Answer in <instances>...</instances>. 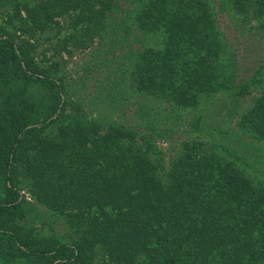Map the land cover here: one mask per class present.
Segmentation results:
<instances>
[{"label": "trees", "instance_id": "trees-1", "mask_svg": "<svg viewBox=\"0 0 264 264\" xmlns=\"http://www.w3.org/2000/svg\"><path fill=\"white\" fill-rule=\"evenodd\" d=\"M220 13L264 28V0H0V264H264V59L239 79Z\"/></svg>", "mask_w": 264, "mask_h": 264}, {"label": "rangeland", "instance_id": "rangeland-1", "mask_svg": "<svg viewBox=\"0 0 264 264\" xmlns=\"http://www.w3.org/2000/svg\"><path fill=\"white\" fill-rule=\"evenodd\" d=\"M219 24L221 29L226 33L229 40L234 41V43L239 47V60H240L239 79L243 80L250 77L252 72H254V70L259 67V65L262 63L264 59V28H261L260 31H256V33L255 31L254 32L249 31V29L251 28L250 25L252 24L246 23L245 21L242 22L237 18H234L232 20V17H230L226 13L219 14ZM243 33L244 35H241ZM58 34H61L60 30H53V31H48L41 36L42 39L40 40V44L37 47V51L40 54V55L37 54L39 58H42L41 51L43 49H47L48 54L53 53L52 44L60 40V38H58ZM49 35L53 36V38L47 39ZM71 48L72 47L70 46V49ZM88 56H89V49H86L84 47L72 48L71 53H68L66 51V54L64 56L65 62L63 61L62 58L60 60L63 61V64L62 63L61 64L68 72V77H69L68 81L76 80L79 78L80 75L83 74L84 66L86 60L88 59ZM140 98L141 96H137L136 99L139 100ZM252 99L253 98L251 95L244 98V101H242L243 103L238 109V114L233 117V120L231 121L230 124H227V127H229L230 129L236 128L235 126L236 120L239 118L242 111L252 103ZM145 102H147L149 105H153V106L156 105V103L148 99H145ZM162 107L164 108L165 111H167L166 106L164 104L162 105ZM136 109H137V105L131 104L130 108L126 109V113L129 116H133L134 118H137ZM159 109L160 108L158 107V110ZM191 113L192 110L189 111L185 110L184 112H182L180 119V121L182 120V123L177 125L179 132L177 136L175 135V139L173 138L167 141L160 139L158 141L159 149L162 152H164L163 157L166 159L167 162H169L170 158L173 155H175L179 147L178 142H176L177 138L185 137L187 134V130H191V126L185 123L188 118L189 119L191 118L190 117ZM195 132H200V131H195ZM191 134L195 135L197 133H191ZM23 193L26 194L27 199L30 201V203H32L34 207H36L38 213L40 214L39 217L36 215L30 216L31 218H30L29 226H34V227L36 226L39 228V226L41 225L40 221L48 220L51 223L52 229L50 226L49 227L43 226V229H46L48 233L54 232L57 235V237H59L64 241H72L71 240L72 230L70 226L67 223H65L62 217L56 215L51 210L47 209L46 207L35 201L28 193V191L27 192L23 191ZM100 263H101L100 260H97L95 262V264H100Z\"/></svg>", "mask_w": 264, "mask_h": 264}]
</instances>
